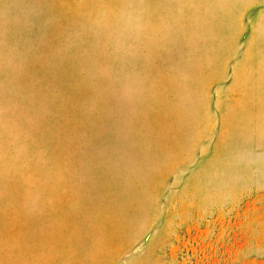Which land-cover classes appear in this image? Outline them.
Returning a JSON list of instances; mask_svg holds the SVG:
<instances>
[{
    "label": "rangeland",
    "instance_id": "obj_1",
    "mask_svg": "<svg viewBox=\"0 0 264 264\" xmlns=\"http://www.w3.org/2000/svg\"><path fill=\"white\" fill-rule=\"evenodd\" d=\"M0 264H264V0H0Z\"/></svg>",
    "mask_w": 264,
    "mask_h": 264
}]
</instances>
